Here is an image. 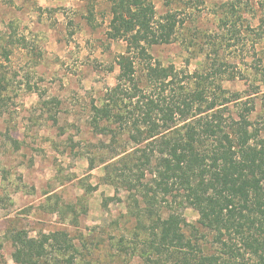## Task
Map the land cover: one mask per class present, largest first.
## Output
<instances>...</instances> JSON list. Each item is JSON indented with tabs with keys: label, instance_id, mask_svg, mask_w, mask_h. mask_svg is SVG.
Here are the masks:
<instances>
[{
	"label": "rangeland",
	"instance_id": "374dc122",
	"mask_svg": "<svg viewBox=\"0 0 264 264\" xmlns=\"http://www.w3.org/2000/svg\"><path fill=\"white\" fill-rule=\"evenodd\" d=\"M152 2L157 17L171 10L179 20L172 42L150 47L154 60L195 73L209 53L210 63L224 64V87L244 92L243 106L253 96L249 119L264 136V38L253 30L264 0ZM109 22L107 0H0V48L10 52L0 53V264H18L14 236L41 241L56 230L68 231L75 248L56 262L46 243L47 264H68L69 255L73 264H142L128 193L105 181L101 161L112 148L89 126L126 53L125 40L107 37ZM231 107L236 116L244 109ZM184 218L198 226L193 207Z\"/></svg>",
	"mask_w": 264,
	"mask_h": 264
},
{
	"label": "trees",
	"instance_id": "16d2710c",
	"mask_svg": "<svg viewBox=\"0 0 264 264\" xmlns=\"http://www.w3.org/2000/svg\"><path fill=\"white\" fill-rule=\"evenodd\" d=\"M107 1L106 35L125 40L126 53L116 85L93 105L89 126L112 148L101 161L105 181L128 193L136 254L142 264H264V136L249 119L253 96L243 106L244 92L224 87V64L210 63L209 53L195 73L154 60L150 47L176 35V13L157 17L152 0ZM260 19L253 30L263 39L264 16ZM221 22L227 25L225 18ZM5 89L0 78V100ZM234 103L244 108L237 116ZM94 165L90 160V168ZM188 206L198 212V226L187 224ZM205 232L212 239L209 250L200 241ZM18 237L12 253L18 264H47L48 242L56 262L75 248L66 230L41 241ZM74 259L65 258L68 264Z\"/></svg>",
	"mask_w": 264,
	"mask_h": 264
}]
</instances>
